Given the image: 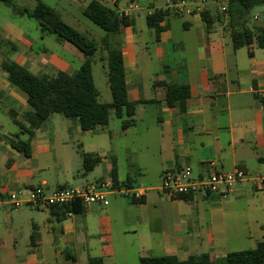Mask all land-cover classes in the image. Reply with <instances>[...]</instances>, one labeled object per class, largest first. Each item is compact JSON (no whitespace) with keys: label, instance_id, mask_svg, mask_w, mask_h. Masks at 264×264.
I'll return each instance as SVG.
<instances>
[{"label":"crops","instance_id":"0c3cea01","mask_svg":"<svg viewBox=\"0 0 264 264\" xmlns=\"http://www.w3.org/2000/svg\"><path fill=\"white\" fill-rule=\"evenodd\" d=\"M60 1L83 14L93 0ZM160 1L163 6H142L130 18V26L110 37L123 55L128 98L139 103L135 125L123 130L120 124L118 135L111 132L112 121L90 133L82 131L77 120L55 114L36 130L30 157L15 150L13 142L27 141L28 135L20 132L14 120L28 126L25 115L31 109L27 95L8 81L1 67L4 61L0 63L4 72L0 73V223L5 222L1 214L5 208H23L6 202L12 193L28 195L37 187L50 193L66 187L53 171L70 167L68 148L75 142L82 164V153L95 154L102 159L96 168L105 163L108 171L98 176L95 168L86 185L116 181L121 186L116 189L145 191L140 203L118 192L109 193L107 206H83L64 216L28 205L36 213H23L25 219L19 215L16 230L0 228V264H87L90 258H99L103 264H139L142 257L185 260L203 253L219 261L238 251L230 250L231 246L249 243L256 247L264 241V185L255 181L264 179V49L256 44L234 49L231 33L237 27L221 12L231 0ZM176 1L186 3L183 12L171 7ZM214 4H221L217 11L222 17L207 32L202 12L214 16L210 9ZM104 5L118 13L124 9L119 0ZM156 10L169 11L159 23L160 30L147 23ZM0 36L10 40L11 61L37 76L74 75L79 70H74L75 61L81 66L86 59L69 42L56 39L48 46L42 32L39 46L38 39L25 34L17 39L0 28ZM157 82L186 87L189 97L169 106L166 88L155 86ZM87 136L101 137V142H90L83 150L77 137ZM184 167H190L197 177L236 168L251 177L228 199L203 195L202 208L195 196L185 201L167 194L170 199L150 195L160 192L166 171ZM206 202H212V207ZM40 212L48 214L41 216ZM126 213L135 214L127 218ZM205 214L208 219L202 221ZM147 229L161 239L153 248ZM134 242L135 259H129L127 250Z\"/></svg>","mask_w":264,"mask_h":264},{"label":"trees","instance_id":"16d2710c","mask_svg":"<svg viewBox=\"0 0 264 264\" xmlns=\"http://www.w3.org/2000/svg\"><path fill=\"white\" fill-rule=\"evenodd\" d=\"M0 1L9 6L12 3V0ZM260 5H264V0H231L229 2L226 12L232 26L237 27L231 33L234 49L242 46L251 47L254 44L264 49V23L251 24L250 16L251 11ZM12 9L16 14L37 19L43 35H57L58 40L69 42L86 57L74 75L57 72L52 76H37L14 61L7 60L2 63L1 67L7 73L8 81L27 95L31 109L25 115L28 126L14 120L20 132L28 135L27 141L13 142L12 146L15 150L30 157V141L36 130L55 114L77 120L81 130L90 133H94L100 127H108L113 117L121 121L123 130H128L135 125L139 103L131 102L128 98L123 55L120 47L110 42V37L119 35L122 28L130 26L129 18L120 17L116 10L106 7L98 0L91 1L83 15L107 33L100 42H97L75 30L62 19L59 11L42 1H38L31 11H21L15 7ZM168 14L169 11L156 10L147 19L149 28L160 30L159 23L167 18ZM221 17V14L213 16L210 12H202L206 31L210 32ZM97 56L107 69L108 84L112 95V101L109 103H102L99 100L100 93L93 74V64ZM155 86L166 88V101L169 106L182 103L189 97V90L186 87L159 82ZM82 157L84 175L92 172L102 160L95 154L82 153ZM113 186L121 187L116 181H113ZM192 197L180 195L173 198L187 201ZM133 202L142 201L133 199ZM82 208L80 203H74L49 209L64 216L66 213H77ZM87 264H103V261L99 258H90ZM139 264H264V241L259 242L251 250L229 252L222 262L213 260L209 254L203 253L190 256L185 260L175 256L142 257Z\"/></svg>","mask_w":264,"mask_h":264},{"label":"rangeland","instance_id":"374dc122","mask_svg":"<svg viewBox=\"0 0 264 264\" xmlns=\"http://www.w3.org/2000/svg\"><path fill=\"white\" fill-rule=\"evenodd\" d=\"M38 1H42L43 3L58 8L61 12V17L62 19L69 24L71 27H73L75 30L79 31L80 33L86 35L87 37L94 39L97 42H100L101 39L107 35V33L101 29L99 26L95 25L93 22L88 20L81 12L79 9H75L72 7L67 6L65 3H63L60 0H12L11 5H7L5 2L0 1V28L4 31V34H8V36H13L14 38H20L23 34L30 36L31 38L38 39L40 37V26L39 22L35 18H30L28 16H22L20 14H16L13 11V7H15L18 10H33L36 6V3ZM99 2L109 5L110 6V1L112 0H98ZM120 4L123 8H126L130 4V0H119ZM215 1V0H210ZM135 4H138L140 7L145 6L147 4H157L158 6H163L161 5L163 2L160 0H136ZM221 4H214L211 5L210 9L213 12V14H221L218 13L217 8L220 7ZM222 15V14H221ZM223 15H227V12L223 13ZM251 24H258V23H264V5H260L255 7L251 11ZM255 17L257 19H255ZM143 19V18H142ZM46 42L47 45L49 44H54L56 39H58L57 35L54 34H47L46 35ZM2 39V38H1ZM9 39L3 38L0 40V63L3 61L11 60L13 56V51L11 49V46L9 43ZM60 41V40H59ZM14 43V42H12ZM42 42L37 40L36 46H39ZM18 45V44H17ZM44 45V44H43ZM49 48H53L49 47ZM97 56L95 58V62L93 64V74H94V79H95V84L97 89L99 90L100 97L99 100L100 102H110L112 99L111 91L109 88L108 84V78H107V69L105 67V64L101 62ZM80 62L78 60L75 61L74 64V70H78L80 68ZM0 73H4L2 70H0ZM59 117L64 119L65 116L61 114H57ZM120 120L116 119L115 117L112 118V128L111 132L114 135H118L120 132ZM76 140V139H75ZM77 142L80 144H83L85 147L83 150L89 148V143L94 142V143H100L101 142V137H95L92 138V136H87V137H77ZM68 150L71 152V165L68 169H63V168H57V170L54 172L53 171V176H58V182L60 184H66V187H87L86 185L88 182H91L92 178V173H88L87 176L86 174H83V164H82V159L80 157V148L77 147L76 142L72 144ZM107 169L105 168V163L100 165L98 168H96L95 173L101 174L98 176H104L107 174ZM100 178V177H97ZM162 184V182H161ZM161 184L159 186H161ZM146 185H143L140 188H144ZM48 193V192H47ZM51 193V192H50ZM151 196H154L156 198L163 197L170 199L169 196H167L164 192H150ZM160 193V194H159ZM203 195L198 194L196 195V200L200 202V208H202V197ZM122 198L125 201H128V198L126 196H122ZM220 198V197H219ZM221 199V198H220ZM208 202H206L207 204ZM208 205H212L211 203H208ZM212 207V206H211ZM133 211V208H131ZM34 211V212H32ZM23 213H32L35 214V210L31 209L28 205L23 206L21 210L18 209H12V208H5V210L1 211V214H4L3 220L5 222L0 223V228L1 229H9L10 226H12L13 230H16V221L17 217L19 215H23ZM38 213V212H37ZM41 216L44 215V213L48 214L47 212H40ZM135 213H126L127 218H129V215H133ZM25 215V214H24ZM23 215V216H24ZM25 219V216H24ZM208 219V216L205 214L201 217L202 221H206ZM248 219H246V224L252 228V224L247 222ZM27 222V220H24V223ZM27 224V223H26ZM29 224V221H28ZM147 233L151 234L150 236V242H151V247L157 246L159 242H161L160 237L158 236V233L155 231H150L147 229ZM136 238L133 239L135 241ZM146 241V239H144ZM137 242H134L133 246H129L127 252L129 254V259L134 258L137 252ZM234 246V245H233ZM255 245L246 243L244 245H241L239 247L233 248L232 246L230 247V250H238V251H243V250H251L254 249ZM137 260V259H136ZM223 260L220 259L218 262H222Z\"/></svg>","mask_w":264,"mask_h":264},{"label":"built area","instance_id":"2783aa9c","mask_svg":"<svg viewBox=\"0 0 264 264\" xmlns=\"http://www.w3.org/2000/svg\"><path fill=\"white\" fill-rule=\"evenodd\" d=\"M112 2L116 3L117 0H112ZM170 5L172 8L183 12L186 3L176 1L170 3ZM141 9L138 4L130 3L126 8L119 11V15L122 18L130 19ZM226 10L223 7L221 12L225 13ZM261 94L264 97V91ZM250 177L251 175L242 168H236L229 172L218 171L204 177H197L194 176L190 167H184L179 170L166 171L163 174L162 184L159 189L171 197L202 194L228 199L234 193L236 187ZM255 181L260 185H264V179L261 177L255 179ZM116 192L136 200H140L145 194V191L138 189H116L112 181H103L99 185L87 187H58L51 193H47L41 187L32 189L28 195H24L22 191H17L7 197L6 202L14 208H20L25 205L34 208L63 207L74 203H80L82 206H107L109 204V193Z\"/></svg>","mask_w":264,"mask_h":264}]
</instances>
